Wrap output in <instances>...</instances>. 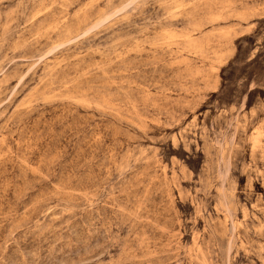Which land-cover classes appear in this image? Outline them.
<instances>
[{"label": "rangeland", "instance_id": "374dc122", "mask_svg": "<svg viewBox=\"0 0 264 264\" xmlns=\"http://www.w3.org/2000/svg\"><path fill=\"white\" fill-rule=\"evenodd\" d=\"M0 264H264V0H0Z\"/></svg>", "mask_w": 264, "mask_h": 264}]
</instances>
